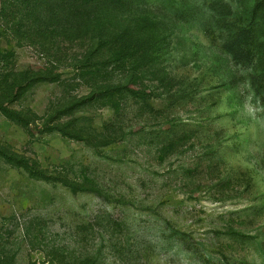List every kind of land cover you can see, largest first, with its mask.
Listing matches in <instances>:
<instances>
[{
    "label": "rangeland",
    "instance_id": "1",
    "mask_svg": "<svg viewBox=\"0 0 264 264\" xmlns=\"http://www.w3.org/2000/svg\"><path fill=\"white\" fill-rule=\"evenodd\" d=\"M47 6L0 0V264H264V0Z\"/></svg>",
    "mask_w": 264,
    "mask_h": 264
},
{
    "label": "trees",
    "instance_id": "2",
    "mask_svg": "<svg viewBox=\"0 0 264 264\" xmlns=\"http://www.w3.org/2000/svg\"><path fill=\"white\" fill-rule=\"evenodd\" d=\"M59 2L61 3L62 6L66 5V0H59ZM48 3H49V0H35L36 9H35V16H34L35 19L34 20L36 22L40 23L42 20L46 22L48 18L46 11H48V7H50V6H47ZM70 9H72V7Z\"/></svg>",
    "mask_w": 264,
    "mask_h": 264
}]
</instances>
